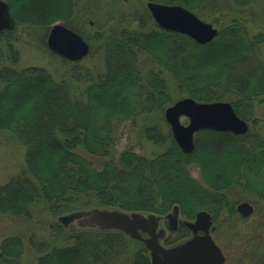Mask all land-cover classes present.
<instances>
[{
  "label": "trees",
  "instance_id": "16d2710c",
  "mask_svg": "<svg viewBox=\"0 0 264 264\" xmlns=\"http://www.w3.org/2000/svg\"><path fill=\"white\" fill-rule=\"evenodd\" d=\"M16 28L0 34V130L26 147L27 172L0 184V216L45 222L95 207L165 215L175 205L189 219L199 210L216 216L234 212L227 192L239 188L264 202V136L202 130L195 151L185 154L172 133L148 127L147 140L166 146L152 158L125 150L117 155V129L141 115L165 111L173 102L168 78L182 96L199 102L228 101L253 120L264 98V32L250 33L235 11L255 0H153L182 5L196 14L210 7L218 35L198 44L160 28L153 20L123 28L104 48L105 71L94 73L73 62L69 76L56 82L44 68L16 69L17 26L49 32L58 22L72 24L81 0H7ZM225 7L234 12L222 11ZM152 56L160 70L142 72L139 55ZM13 63L12 65L7 64ZM73 85V86H72ZM198 164H197V163ZM200 169L207 186L192 175ZM49 243L8 236L0 242V264H22L26 243L36 250L33 264H151L144 245L117 230L68 231L54 224ZM167 245L189 237L184 226ZM255 264H264V252Z\"/></svg>",
  "mask_w": 264,
  "mask_h": 264
},
{
  "label": "rangeland",
  "instance_id": "374dc122",
  "mask_svg": "<svg viewBox=\"0 0 264 264\" xmlns=\"http://www.w3.org/2000/svg\"><path fill=\"white\" fill-rule=\"evenodd\" d=\"M4 1L8 3L7 0ZM148 2L163 3L153 0H81L78 6L80 11L72 24L60 22L81 35L89 44V53L80 61H70L53 53L47 45L49 35L47 30L17 26L13 46L18 51V61L16 64H12L16 69L31 66L42 67L54 77L56 82H61L69 76L73 71V62H80L82 66L92 72L102 74L105 71L104 48L106 42L123 28L135 29L140 21L145 22L148 27L154 20L147 7ZM227 10L234 12L233 9L228 7H225L222 11L228 12ZM238 10L237 12L235 11L236 15L245 20L250 33L264 32V0H255L250 7ZM204 12L203 14L194 13L202 20L211 23L215 28L219 29V25L213 22V19L208 15L219 17L221 20H225V16L210 7L206 8ZM259 56L264 63V42L259 47ZM152 59L153 57L149 55H139L138 63L143 73L152 68L161 71L160 65ZM6 63L12 65L11 63ZM168 92L173 97V102L168 107L183 98H187V96L180 94L177 83L172 81L171 78H168ZM164 114L165 111L141 115L135 121L119 126L115 153L119 155L122 151L132 150L148 158L162 153L166 146H159L147 140L144 132L148 127H157L164 134L167 131L172 133ZM180 120L184 125L189 121L184 116ZM246 121L249 126L248 132L264 136V98L255 103L253 120ZM194 151L195 149L185 154H192ZM196 163L191 166L192 175L200 184L207 186L197 166L198 163ZM26 172L25 145L11 133L0 130V184H5L12 177ZM227 197L230 203H233L230 205L233 207L234 212L227 211V208H224L221 213L214 216L215 230L211 232V235L226 258L225 264H255L264 252V202L239 188L230 189L227 192ZM244 201L250 203L254 208L253 213L249 217H242L236 212L237 205ZM142 213L146 214L147 212ZM180 214L181 220L193 221L194 219L187 218L181 212ZM55 222H57L56 218L42 222V220L39 221L37 218L25 221L10 216H0V242L8 236H20L27 242L33 237L36 242L45 241L49 243L51 238L56 236L54 233L56 231ZM161 226L165 227L166 225L161 223ZM63 228L69 231L68 228ZM182 228L184 227L180 225L176 231H168L167 237L171 236L172 239L179 236L182 233L180 230ZM188 235L190 237L191 233ZM161 243L167 246L164 240ZM36 256V250L26 243L22 264H33Z\"/></svg>",
  "mask_w": 264,
  "mask_h": 264
},
{
  "label": "water",
  "instance_id": "95a60500",
  "mask_svg": "<svg viewBox=\"0 0 264 264\" xmlns=\"http://www.w3.org/2000/svg\"><path fill=\"white\" fill-rule=\"evenodd\" d=\"M147 7L160 28L186 35L198 44H207L218 34L211 23L181 5L148 2ZM14 28L15 20L10 6L0 0V34ZM47 45L52 52L70 61H80L89 53V44L84 38L61 23L55 24L49 31ZM181 116L189 119L188 124L181 123ZM165 118L184 153L195 149L194 134L200 130L242 135L249 129L247 122L237 114L232 104L225 101L198 102L190 97L183 98L165 110ZM236 209L242 217H249L254 210L245 201L239 203ZM162 219L167 220L169 230H176L179 206H174L173 211L165 217L153 213L95 207L59 216L57 225L70 231L90 228L123 232L144 244L150 253L151 264H225L226 258L211 235L215 226L209 212L199 211L193 221H184L192 237L169 247L161 244L167 231L160 226Z\"/></svg>",
  "mask_w": 264,
  "mask_h": 264
},
{
  "label": "flooded vegetation",
  "instance_id": "af4514ba",
  "mask_svg": "<svg viewBox=\"0 0 264 264\" xmlns=\"http://www.w3.org/2000/svg\"><path fill=\"white\" fill-rule=\"evenodd\" d=\"M162 223H164L165 225H167V221L166 220L162 221Z\"/></svg>",
  "mask_w": 264,
  "mask_h": 264
}]
</instances>
